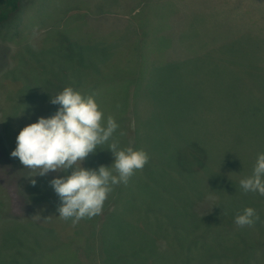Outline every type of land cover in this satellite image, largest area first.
Segmentation results:
<instances>
[{
    "label": "rangeland",
    "instance_id": "obj_1",
    "mask_svg": "<svg viewBox=\"0 0 264 264\" xmlns=\"http://www.w3.org/2000/svg\"><path fill=\"white\" fill-rule=\"evenodd\" d=\"M66 86L114 117L121 149L149 156L75 227L49 183L65 173L30 178L10 155ZM100 147L82 167L111 165ZM261 153L264 0H21L0 24L2 260L264 264V196L239 185ZM245 207L259 220L238 227Z\"/></svg>",
    "mask_w": 264,
    "mask_h": 264
},
{
    "label": "clouds",
    "instance_id": "obj_2",
    "mask_svg": "<svg viewBox=\"0 0 264 264\" xmlns=\"http://www.w3.org/2000/svg\"><path fill=\"white\" fill-rule=\"evenodd\" d=\"M50 102L59 105L56 113L40 116L21 128L10 155L30 171V178L50 171L65 173L53 177L49 183L61 201L57 205L58 216L70 220L75 227L82 219L102 214L114 186L127 185L137 171L143 170L149 156L142 149L119 147V141L113 139L119 125L111 115L105 120L94 96H85L66 86L51 96ZM104 144H108L107 149L114 157L111 165H100L97 169L82 167L89 154ZM31 183L35 185V179ZM239 185L245 193L264 196V153L257 156L252 174L240 179ZM257 220L259 215L252 207H245L234 217L238 227H250Z\"/></svg>",
    "mask_w": 264,
    "mask_h": 264
},
{
    "label": "trees",
    "instance_id": "obj_3",
    "mask_svg": "<svg viewBox=\"0 0 264 264\" xmlns=\"http://www.w3.org/2000/svg\"><path fill=\"white\" fill-rule=\"evenodd\" d=\"M21 0H0V24L4 23L5 21H7L10 16L16 12V10L19 7ZM195 154V153H194ZM197 157V158H196ZM193 156V158H196L197 162L201 161L199 160L198 156ZM189 164V163H188ZM202 217V216H201ZM214 217V216H213ZM239 235V234H237ZM15 236V235H14ZM243 237H247V235H244ZM241 237V238H243ZM240 239V238H239ZM241 240V239H240ZM16 250L15 252H13V254H16ZM12 255V254H11ZM10 255V256H11ZM11 261H5L0 259V264H11Z\"/></svg>",
    "mask_w": 264,
    "mask_h": 264
}]
</instances>
